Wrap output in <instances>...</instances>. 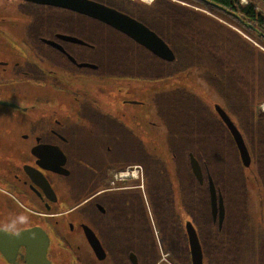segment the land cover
<instances>
[{
  "label": "flooded vegetation",
  "instance_id": "af4514ba",
  "mask_svg": "<svg viewBox=\"0 0 264 264\" xmlns=\"http://www.w3.org/2000/svg\"><path fill=\"white\" fill-rule=\"evenodd\" d=\"M150 53L88 15L0 0V264L182 263V176L160 148L182 129L160 96L180 86L150 92L166 79Z\"/></svg>",
  "mask_w": 264,
  "mask_h": 264
},
{
  "label": "trees",
  "instance_id": "16d2710c",
  "mask_svg": "<svg viewBox=\"0 0 264 264\" xmlns=\"http://www.w3.org/2000/svg\"><path fill=\"white\" fill-rule=\"evenodd\" d=\"M101 1H108L111 5L143 21L172 48L175 58L171 62L164 61L150 53L152 80L158 79L160 75L163 78L171 77L176 67L181 68V71L194 66L200 67L203 56L206 59H215V63L220 66L219 70L227 71L229 100L225 94H218L223 99H227L224 105L226 104L228 109L226 107L225 109L240 131L254 164L260 167V174L263 175L260 177L263 182L264 114L248 106L254 97L258 100L264 99V52L259 49L256 52L254 46L230 26L185 5L169 0H153L146 7L147 10L142 7L141 3H138L141 7L132 5L131 0ZM184 1L216 13L248 33L249 36H253L264 46V14L256 9L257 0H247L245 3L241 0ZM127 5L134 7L127 9L125 8ZM196 96L201 98L198 94ZM241 96L245 97L243 100H246L245 102L241 103ZM183 108L184 110L187 108L182 113L183 118L190 117L192 120L190 126L183 123L186 129L184 136L188 141L186 151L195 156L202 171L214 166L215 160L220 158L221 149L225 147L222 142L226 140L228 143L226 147L235 152L237 164L233 174L225 173L222 169L216 173H210L214 185L221 192L225 208L220 229L217 227V222H212L206 177L199 184L189 166L188 173L182 179L183 216L194 220L204 251L205 264H247L246 260L255 255L257 256L255 263L264 264V234L260 235L256 241L244 240L242 236L245 234L241 233L235 222L240 221L242 217L239 215L242 208H238L237 205L247 204V198L244 195L246 184L242 178V170L240 172L241 167L236 157L235 144L228 130L219 118L215 117L211 120L206 118L205 113L209 110L208 106L203 109L205 113L200 114L198 113L200 110L197 111L193 102L184 100ZM193 137H196L198 142L191 144ZM182 243L185 251L182 262L190 264L184 230Z\"/></svg>",
  "mask_w": 264,
  "mask_h": 264
},
{
  "label": "rangeland",
  "instance_id": "374dc122",
  "mask_svg": "<svg viewBox=\"0 0 264 264\" xmlns=\"http://www.w3.org/2000/svg\"><path fill=\"white\" fill-rule=\"evenodd\" d=\"M131 1H133L132 5L139 6L138 3H141L143 5L142 7L148 10V8H146V7L148 5H150L153 0H149L148 2L144 1V0H131ZM169 1L177 3V4L188 6V7L192 8L196 11H199L202 14H205V15H207V16H209V17H211L217 21L222 22L223 24L230 26L232 29L237 31L242 37H244L248 42H250V44L254 46L253 48L256 52H257V49L264 52V46L261 45L259 43V41H257L255 38H253V36H251V35L249 36L248 33L240 30L237 27H235L234 25H232L228 21L224 20V18L217 15L216 13H213L211 11L203 9L197 5L191 4L190 2H187L184 0L183 1L182 0H169ZM246 1L247 0H241V2H244V3ZM257 1H258V4H257L256 9L260 12H263V14H264V1L263 0H257ZM144 5H146V6L144 7ZM129 7L133 8L134 6H128L127 5L125 8L130 9ZM139 7H141V6H139ZM120 56H121V54H120ZM215 62H216L215 59H212V58L206 59V57L203 56V58H201V62H200L201 66L200 67L199 66L190 67L187 70H183L182 76H180V75H178V73H176L177 75L174 74L173 76L167 78L169 80L165 81L166 84L158 85V86L152 84V86L150 88V90H151L150 92L153 93V92L161 90V89L169 90V89H175V88L180 86V89L177 88V90H176L177 92L179 91L177 94L164 93L160 96V101H161V104H163V105H165L164 102L166 100H168L167 97L174 96V101L175 102L178 101L177 105L179 106L180 101H181V106H182L181 111H180L181 112L180 121L182 122V124L180 126H182V129L179 131L175 126V128H173V134L169 135L170 141H168L167 144L162 143L160 148H161V151L163 153H166L167 155H170V153L175 154L176 161H175L172 169L173 170L177 169V171L179 169L180 174L182 176V179L189 171V160H188V153L189 152L186 151V146L188 145V141H187V139H185V136H184V131L186 129H185L183 123H185V125H187V126L192 125V120L190 119V117L183 118L182 113H184L185 110H187V108L185 110L183 108L184 100H186V101L188 100L190 102H193V104L196 105V107H197V111L200 110V111H198V113H200V114L205 113L203 111V109H204V107L208 106L209 110H208V112L205 113V116L207 119H210V120L215 119V117L219 118L217 113L214 110V107H213L214 104L220 105L228 114L227 110L225 109V107L228 109V106H226V104L224 105V102L227 99H223L222 97L219 96L218 93L225 94V97L228 98V100H229V95H228L229 94V79H228L229 76L226 73L227 71L223 72V70H219L220 66L217 65ZM183 63H185V62H183ZM171 69H173V67H171ZM228 73L230 74V72H228ZM218 77H220L219 80H218ZM224 81H226V83ZM196 94H198L201 98H198L196 96ZM240 98H241V103L246 101V100L243 101L245 99L244 96H241ZM169 100H170V98H169ZM256 100H258V99L256 97H254L253 101L249 104V106L248 105L247 106L250 107L251 109H256L257 111L264 114V99H259L258 101H256ZM204 104L207 106H205ZM151 109L153 110V104L151 105ZM152 115H153V113H152ZM164 115H166V116L169 115V111H167V109H165ZM179 132L181 134H179ZM191 140H192V142H190L191 144L198 142V139L196 137H193ZM222 143L225 147H224V149L223 148L221 149L220 158L215 160L214 166H211L212 168H209V169H204V171H202V168H201L203 178L206 177L207 173L211 176L210 173H214V172L216 173V172L220 171L221 169L225 173L233 174L235 172L234 169L237 168V164L235 162V152L233 151V149L226 147L228 144L227 140L225 142H222ZM234 148L236 151V157L239 160L237 149L235 146H234ZM155 149L156 148L151 149V151L153 153L154 152H160L159 150H157V149L155 150ZM249 155H250L249 167L244 168L241 165V162L239 160V166L241 167L240 172L242 170V176H243L242 178L246 184L244 195H246V198H247L246 203L247 204L246 205H237L238 208H242V210L239 213V215H241L242 217H241L240 221L236 220L235 222L238 225L239 229L241 230V233L243 234V232H244V234L246 235V237L244 234H243L244 236H242V238L244 240L245 239H253V241H256V239L260 235L264 234V183H263L264 181L263 182L261 181L260 176H263V175L260 174L261 173L260 172L261 169H259L260 167H257V165L254 164L253 158L251 157L250 153H249ZM200 167H201V165H200ZM223 207H224V205H223ZM235 209H237V208L235 207ZM224 212H225V208H224ZM182 215H183V211H182ZM183 219H184V221L185 220H190L191 222L194 221V220L192 221V219L188 216H186V217L183 216ZM240 226H241V228H240ZM184 232H185V230H184ZM181 256H182V259L185 257L184 248H183V252H182ZM256 258H257L256 255L253 257H249L246 260L247 264H256L255 263ZM181 264H183V262ZM203 264H205V262Z\"/></svg>",
  "mask_w": 264,
  "mask_h": 264
},
{
  "label": "water",
  "instance_id": "95a60500",
  "mask_svg": "<svg viewBox=\"0 0 264 264\" xmlns=\"http://www.w3.org/2000/svg\"><path fill=\"white\" fill-rule=\"evenodd\" d=\"M38 3L51 4L58 7H63L70 9L90 17L96 18L111 27L123 32L134 41L145 47L155 56L166 60L172 61L174 59V53L168 44L158 36L153 30L148 28L142 22L136 20L135 18L130 17L129 15L113 8L109 7L100 2L93 0H31ZM169 79H164L162 82L151 81L154 85H163L166 84L165 81ZM4 104L11 105L12 103L3 102ZM215 112L217 113L219 119L225 125L228 130L239 156L241 165L244 168L249 167L250 165V155L248 149L245 145V142L242 138L240 131L237 126L234 124L232 119L226 113V111L218 104L213 105ZM188 160L190 170L194 178L198 181L199 184L203 182V175L201 167L197 159L193 156L191 152L188 153ZM207 189L209 195V206L210 212L213 221H217V227L220 229L222 220L224 217V207L222 196L219 189L214 185L211 176L207 173ZM184 230L186 234L190 262L191 264H202V251L199 243V239L196 233V230L190 220H185ZM30 231H21L18 235L23 236Z\"/></svg>",
  "mask_w": 264,
  "mask_h": 264
},
{
  "label": "bare ground",
  "instance_id": "6f19581e",
  "mask_svg": "<svg viewBox=\"0 0 264 264\" xmlns=\"http://www.w3.org/2000/svg\"><path fill=\"white\" fill-rule=\"evenodd\" d=\"M144 1H147L148 2L149 0H144Z\"/></svg>",
  "mask_w": 264,
  "mask_h": 264
}]
</instances>
